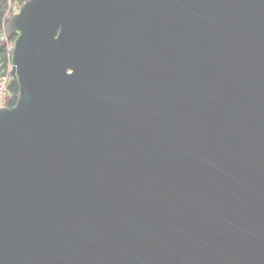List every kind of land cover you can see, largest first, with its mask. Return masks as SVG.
I'll return each instance as SVG.
<instances>
[{
	"label": "water",
	"instance_id": "water-1",
	"mask_svg": "<svg viewBox=\"0 0 264 264\" xmlns=\"http://www.w3.org/2000/svg\"><path fill=\"white\" fill-rule=\"evenodd\" d=\"M5 35L0 264H264V0H29Z\"/></svg>",
	"mask_w": 264,
	"mask_h": 264
},
{
	"label": "trees",
	"instance_id": "trees-1",
	"mask_svg": "<svg viewBox=\"0 0 264 264\" xmlns=\"http://www.w3.org/2000/svg\"><path fill=\"white\" fill-rule=\"evenodd\" d=\"M29 0H0V79L9 74L12 66L13 44L15 38L7 39L5 28L10 17L18 13L21 7ZM20 88L17 80L12 79L7 95L4 99V107L14 108L17 105Z\"/></svg>",
	"mask_w": 264,
	"mask_h": 264
},
{
	"label": "built area",
	"instance_id": "built-area-1",
	"mask_svg": "<svg viewBox=\"0 0 264 264\" xmlns=\"http://www.w3.org/2000/svg\"><path fill=\"white\" fill-rule=\"evenodd\" d=\"M12 49H13V47H12ZM10 72H11V69H10ZM10 72H9V74L3 76L0 79V108L4 102L6 95H7L11 80L13 79Z\"/></svg>",
	"mask_w": 264,
	"mask_h": 264
},
{
	"label": "rangeland",
	"instance_id": "rangeland-1",
	"mask_svg": "<svg viewBox=\"0 0 264 264\" xmlns=\"http://www.w3.org/2000/svg\"><path fill=\"white\" fill-rule=\"evenodd\" d=\"M11 18V17H10ZM1 107H4V105L2 104Z\"/></svg>",
	"mask_w": 264,
	"mask_h": 264
}]
</instances>
